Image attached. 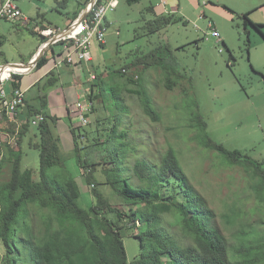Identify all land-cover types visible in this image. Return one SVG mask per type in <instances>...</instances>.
<instances>
[{"label":"rangeland","instance_id":"374dc122","mask_svg":"<svg viewBox=\"0 0 264 264\" xmlns=\"http://www.w3.org/2000/svg\"><path fill=\"white\" fill-rule=\"evenodd\" d=\"M1 2L2 0L0 4ZM17 2L22 9V17L13 20L0 18V39L3 41L0 47L2 52L0 65L22 61L37 49L40 36L33 34L30 29L33 23L40 25L42 22L39 13L45 15L46 21L59 23L61 26L59 30H62L71 24L70 18L74 16L77 5V9L83 11L90 0H70L64 6L59 4L61 0ZM152 2L158 4L157 0H141L134 4L120 0L115 10L107 13L106 20L110 27L106 45L100 46L94 42L92 46L93 60L80 61L76 56L75 62L70 66L61 65V78L56 84L48 87L45 86L47 78L41 82L39 79L27 91V100L39 106V96L45 97L46 112L59 118L54 133L59 138L61 153L67 167L80 184L82 191L80 203L84 207L96 201L93 188L97 187L113 205L124 211L129 210L107 183V176L103 171L104 167L113 165L109 156L110 150L114 147L113 139H109L112 134L110 129L119 113L118 109H112L110 101L102 102V98L95 100V108L90 115L89 123L82 126V137L78 139L83 158L90 164L101 163L96 166L95 184L90 185L86 182L83 175L85 168L80 167L75 155L71 127L81 126L82 121L74 113H71L70 120L68 107L72 109L79 97L89 95L91 82L94 81V77H91L93 74L97 77L101 75L108 86L118 83L122 87H128L127 90L124 89L123 95L124 103L129 109L126 115L129 116L125 117L120 128H128L131 146L137 150L130 151L124 164L127 176L138 182L133 168L136 158L141 156L159 162L161 156L173 146L177 149L180 162L191 182L215 211L214 225L231 245L236 244L237 237L241 234L253 236L257 232L264 237V198L257 190L258 179L254 170L243 164H232L219 151L205 147L199 136V129L192 126L190 120L192 113H197L198 108V112L207 122L206 135L209 134L214 141L228 149H240L251 158L264 162V78L251 66L252 52L256 45L255 36L262 35L250 25L247 33L248 30L244 28V21L240 17L229 23V27L224 31L229 35L230 50L236 59L231 58L229 48L222 42L218 43L213 37L206 38L207 31L201 29L206 28L204 21L207 19L198 18L196 22L193 20L191 22L193 28L196 29L199 25L201 27L199 33L201 38L198 39L200 40L198 43L192 41L197 33L184 21H176L161 33L149 35L145 27L154 17L148 8ZM203 6L204 4L200 5V8ZM209 22L214 26L213 21ZM34 27L36 28V25ZM247 36L251 40L250 51L247 48ZM165 43L171 44L174 48L177 67L184 74L173 89L166 87L165 73L161 69H144L142 66L138 68L133 65L124 68L126 73L134 75L139 73L144 79L146 90L153 98L160 114V120L154 121L144 113L141 96L133 92L137 86L127 83L125 77L113 75L111 69L125 67L138 55ZM183 44H186L184 48L176 49ZM54 48L56 53H60L62 45L56 44ZM24 63L27 64L29 61ZM255 69L258 70L256 67ZM34 71L22 74L20 82L22 89L26 90L32 80L37 78L39 73ZM5 87L7 91L12 89L11 82ZM8 127L10 124L0 120V145H3L0 154V164L3 163L0 182L7 181L11 175V162L2 161L3 155H7V147L4 144L8 143L18 148L20 130L16 133V125L12 131L7 130ZM35 131L33 128L21 143L24 152L22 167L33 169L34 178L38 179L40 151L32 147L33 143L39 140L34 134ZM28 211L27 217L35 231L43 233V218L46 217V211L35 205H28ZM171 221L173 222L172 219ZM177 228L178 226H173L172 231L175 232ZM142 229L144 227L138 229L125 227L123 231L128 262H132L142 252L147 251L141 247L140 241L132 236V233ZM3 257L4 252L0 246V262Z\"/></svg>","mask_w":264,"mask_h":264},{"label":"trees","instance_id":"16d2710c","mask_svg":"<svg viewBox=\"0 0 264 264\" xmlns=\"http://www.w3.org/2000/svg\"><path fill=\"white\" fill-rule=\"evenodd\" d=\"M68 1L61 0L59 4L64 6ZM139 1L141 0H127L129 4ZM148 8L154 15L145 27L149 35L161 33L174 22L182 20L176 13L157 14L153 2ZM237 14L243 18L245 29L248 30L250 25L264 35L262 24L253 22L249 13ZM77 18L78 14L73 20ZM30 30L41 37L42 43L47 40L38 30ZM247 39L250 51L251 40L249 36ZM199 41L196 40L197 43ZM2 44L0 39V47ZM102 45L105 46V43ZM184 47L185 45H181L176 49ZM50 48L54 52V45ZM229 51L231 58L236 59L232 50ZM1 53L0 51V55ZM61 54L62 51L57 55ZM48 60L46 53L39 59L36 68L46 65ZM177 64L174 48L165 43L138 55L125 67L111 69V72L125 77L127 83L137 86L133 92L141 96L144 113L152 120L159 121L160 114L146 90L144 79L139 73L137 78L134 74L126 73L124 68L133 65L144 69H161L165 73L166 87L173 89L184 77ZM251 66L264 78L263 72ZM21 76L22 74H13V88L20 87ZM58 79L55 74L49 73L45 86L55 85ZM124 89L127 90L128 87H122L118 83L108 86L101 75H98L91 82L89 98L93 103L99 98H102V102L108 100L113 110H119L109 138L113 139L114 147L109 152L110 163L113 165L104 167L103 171L107 176V183L129 207L128 211L113 205L97 187L93 188L96 201L92 205L84 207L80 203V184L67 167L59 138L54 133L59 118L46 112L45 97L38 95L39 106L26 99V107L18 114L19 119L25 121L17 139L18 148L4 144L7 155H3L2 161L11 162V175L7 181L0 182V246L4 252L0 264H264V237L257 232L253 236L241 234L237 237L236 244L231 245L214 225L215 211L191 182L180 162L178 151L173 146L161 156L159 162L141 156L136 158L133 168L138 182L126 175L124 164L130 151L137 149L131 146L128 128H120L125 117L129 116L126 115L129 109L124 103ZM94 108L93 105V110ZM68 112L69 119L72 120L69 108ZM39 113L45 116V120L33 125L32 119ZM90 115L91 113L87 117L90 118ZM190 120L192 126L199 129V136L205 147L219 151L232 164H243L254 170L258 179L257 190L264 198V162L251 158L240 149H228L214 141L209 134L206 135L207 122L198 108L197 113H192ZM6 123L10 124L7 130H14V123ZM82 126L83 124L72 126L71 131L77 162L82 169L85 168L83 175L91 185L97 182L95 170L101 163L90 164L83 158L78 141L82 137ZM33 128L36 130L33 133L39 139L32 145L40 151L38 179L34 178L33 169L22 167L24 152L21 143ZM2 147L0 145V154ZM2 165L3 163L0 164V170ZM28 205H35L46 211L43 233L36 232L30 223L27 217ZM173 226H178L175 232L172 231ZM125 227H144L132 233V236L147 251L132 262H128L124 244Z\"/></svg>","mask_w":264,"mask_h":264},{"label":"built area","instance_id":"2783aa9c","mask_svg":"<svg viewBox=\"0 0 264 264\" xmlns=\"http://www.w3.org/2000/svg\"><path fill=\"white\" fill-rule=\"evenodd\" d=\"M17 1L18 0H2L0 4V18L13 20L22 17L23 12ZM163 3H166V0H163ZM119 4L120 0H95L92 5L89 2L87 5V7L90 8L88 15L79 21L80 14L77 19L73 20L71 24L65 28L67 32L62 36H60V33L65 29L59 30L51 27L38 28L40 35L47 39L43 44L56 36L52 45H62V54L57 55L54 67H58L63 63L73 64L76 60V56L80 61H91L93 59L91 49L94 42L99 45L106 43L107 32L110 27V24L106 20L107 13L109 11H114ZM209 26L210 29L206 33V38L215 37L220 41V32L213 27L211 22ZM117 34H119V31H117ZM31 70V67L22 70L11 69L6 77H0V120L14 123L16 125V133H19L22 123L25 122L19 119L18 114L22 112L27 105L26 90L21 87H12V89L7 91L5 85L8 82H12L14 78L13 74L29 73ZM91 77H94V79L96 78L93 74ZM135 77L137 78L138 74H136ZM88 96L79 97L75 106L70 109V113H74L81 118L83 125L89 123V117H87V115L93 111L94 103ZM43 120H45V116L39 113L32 119V124L38 125Z\"/></svg>","mask_w":264,"mask_h":264},{"label":"crops","instance_id":"0c3cea01","mask_svg":"<svg viewBox=\"0 0 264 264\" xmlns=\"http://www.w3.org/2000/svg\"><path fill=\"white\" fill-rule=\"evenodd\" d=\"M157 1H158V4L157 2L153 3L157 14L176 13L177 15L182 17V20H179V21H184L185 23H189L190 25H191L192 20L195 21L198 18L200 20L207 19V21L206 20L204 21L206 24L205 29H201L200 25L196 27L195 29L191 25L193 31L197 33V35L194 36L192 41H196L201 38V34H199L200 29L203 31H207V32L209 31L210 29L209 21L211 20L214 22L213 27H215L220 32V41H218L217 38L215 37L213 38L216 39L218 43L222 42L227 48L230 49V46H229L230 38H229V35L225 33L224 29H227V27H229L228 26L229 23H231L233 20H236L237 18L240 17L237 13H249V17L253 22L262 24V30L264 32V0H166V3H163V0H157ZM202 4H204V6L200 8V5ZM77 8H78V5H77ZM77 8H75L74 10V16H71L72 18H70L72 19V21L77 14L78 16L82 14V10L79 11V9ZM199 13H202V14H199ZM202 15H204V18H202ZM38 16H40V20L42 22L40 23V25L38 23H33L32 29L34 28L37 31L38 28H40V26H42L41 28L51 27V28L60 29L61 26L59 25V23H55L49 20L46 21L44 14L39 13ZM241 20H243V18H241ZM200 22L202 23V21ZM35 25H36V28L34 27ZM250 33L252 35L251 30H250ZM255 42H256L255 49L252 52V64L258 69V71H261L264 73V35H262V37L260 35H256ZM183 45H186V44H183ZM42 47H43V43L40 37V43L37 46V49L34 50L27 58H23V60L19 61L18 63L20 62L24 63V61L30 62ZM50 47L44 53V55L47 53V56L49 57L47 64L41 68H36L35 66L30 71L32 72L35 70L34 72L39 73V75L37 76L35 80H32V82L26 87V93L29 90L30 86L32 85L34 86V84L39 79L42 80V79L48 78L49 73H53L59 78H61V71H60L61 65H66V66L71 65L69 63H63L59 65L58 67H54V63L57 60V57L55 55H57L58 53H56L55 48L53 52ZM229 65H230V62H229Z\"/></svg>","mask_w":264,"mask_h":264},{"label":"water","instance_id":"95a60500","mask_svg":"<svg viewBox=\"0 0 264 264\" xmlns=\"http://www.w3.org/2000/svg\"><path fill=\"white\" fill-rule=\"evenodd\" d=\"M95 0H90V4L92 5L94 3ZM90 11V8L89 7H86V9H84L83 13L80 15L79 17V21H81L83 18H85L88 13ZM67 32V29L63 30L61 33H60V36H62L63 34H65ZM56 38V36H54L53 38H51L50 40H48L45 44H43V47L39 50V52L35 55V57H33V59L29 62V63H6V64H2L0 65V67H4L6 65H25V66H28V67H35L39 61V59L44 55V53L48 50V48L52 45L54 39Z\"/></svg>","mask_w":264,"mask_h":264},{"label":"bare ground","instance_id":"6f19581e","mask_svg":"<svg viewBox=\"0 0 264 264\" xmlns=\"http://www.w3.org/2000/svg\"><path fill=\"white\" fill-rule=\"evenodd\" d=\"M28 66L25 65H6L4 67H0V77H6L8 75L7 72H10L11 69H16V70H22L27 68Z\"/></svg>","mask_w":264,"mask_h":264}]
</instances>
